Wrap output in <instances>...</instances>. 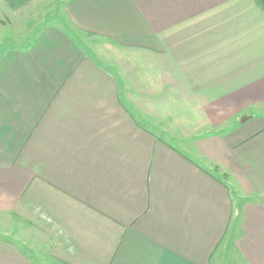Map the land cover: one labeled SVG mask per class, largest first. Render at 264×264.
I'll list each match as a JSON object with an SVG mask.
<instances>
[{"label":"crops","instance_id":"0c3cea01","mask_svg":"<svg viewBox=\"0 0 264 264\" xmlns=\"http://www.w3.org/2000/svg\"><path fill=\"white\" fill-rule=\"evenodd\" d=\"M63 7L0 51V264H264L262 0Z\"/></svg>","mask_w":264,"mask_h":264},{"label":"rangeland","instance_id":"374dc122","mask_svg":"<svg viewBox=\"0 0 264 264\" xmlns=\"http://www.w3.org/2000/svg\"><path fill=\"white\" fill-rule=\"evenodd\" d=\"M66 0H0V51L5 47L25 46L29 44L34 34L45 26H61L67 19L63 13V5ZM87 44L95 48L101 46V41L90 39L87 36ZM92 49L93 58L103 62L98 51ZM155 130L157 128H154ZM158 132V131H157ZM164 136V134H161ZM166 136V134H165ZM171 139L179 148L196 156L191 145L177 138ZM195 154V155H194ZM198 159V157L196 156ZM220 176H225L211 168Z\"/></svg>","mask_w":264,"mask_h":264},{"label":"water","instance_id":"95a60500","mask_svg":"<svg viewBox=\"0 0 264 264\" xmlns=\"http://www.w3.org/2000/svg\"><path fill=\"white\" fill-rule=\"evenodd\" d=\"M262 2L264 3V0H262Z\"/></svg>","mask_w":264,"mask_h":264},{"label":"trees","instance_id":"16d2710c","mask_svg":"<svg viewBox=\"0 0 264 264\" xmlns=\"http://www.w3.org/2000/svg\"><path fill=\"white\" fill-rule=\"evenodd\" d=\"M214 172V171H213Z\"/></svg>","mask_w":264,"mask_h":264}]
</instances>
